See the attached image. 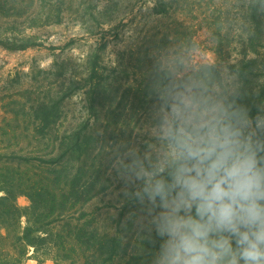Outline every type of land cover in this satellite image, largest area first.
I'll return each instance as SVG.
<instances>
[{"label":"rangeland","instance_id":"obj_1","mask_svg":"<svg viewBox=\"0 0 264 264\" xmlns=\"http://www.w3.org/2000/svg\"><path fill=\"white\" fill-rule=\"evenodd\" d=\"M158 61L212 67L254 118L264 109V0H0V168L30 163L21 172L34 177L63 164L81 183L99 179L108 227L146 233L113 153L150 139ZM44 106L56 125L34 130ZM29 256L24 264H54Z\"/></svg>","mask_w":264,"mask_h":264},{"label":"clouds","instance_id":"obj_2","mask_svg":"<svg viewBox=\"0 0 264 264\" xmlns=\"http://www.w3.org/2000/svg\"><path fill=\"white\" fill-rule=\"evenodd\" d=\"M239 95L208 68L157 62L150 139L113 153L138 226L160 238L152 264H264V109Z\"/></svg>","mask_w":264,"mask_h":264},{"label":"trees","instance_id":"obj_3","mask_svg":"<svg viewBox=\"0 0 264 264\" xmlns=\"http://www.w3.org/2000/svg\"><path fill=\"white\" fill-rule=\"evenodd\" d=\"M35 114L29 121L34 130L56 125L50 107ZM76 142L71 145L75 150ZM8 164L0 168V264H24L32 250L41 263L152 264L160 238L154 231L155 243L148 232L126 237L113 232L107 222L111 207L98 189L99 179L81 183L63 164L38 168L34 177L21 172L30 163ZM20 196L28 197L30 205L20 206Z\"/></svg>","mask_w":264,"mask_h":264}]
</instances>
